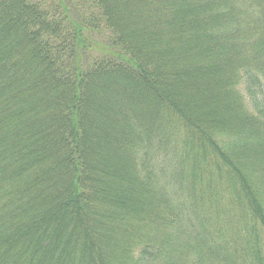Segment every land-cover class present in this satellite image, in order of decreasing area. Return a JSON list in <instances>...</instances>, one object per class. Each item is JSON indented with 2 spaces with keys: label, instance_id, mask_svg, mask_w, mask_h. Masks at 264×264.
Returning <instances> with one entry per match:
<instances>
[{
  "label": "trees",
  "instance_id": "trees-1",
  "mask_svg": "<svg viewBox=\"0 0 264 264\" xmlns=\"http://www.w3.org/2000/svg\"><path fill=\"white\" fill-rule=\"evenodd\" d=\"M0 264H264V0H0Z\"/></svg>",
  "mask_w": 264,
  "mask_h": 264
},
{
  "label": "rangeland",
  "instance_id": "rangeland-1",
  "mask_svg": "<svg viewBox=\"0 0 264 264\" xmlns=\"http://www.w3.org/2000/svg\"><path fill=\"white\" fill-rule=\"evenodd\" d=\"M131 9H132V7H131ZM84 12H85V10H84ZM101 84H102V91H110L111 90V83H109V82H101ZM136 88H138V86L136 87ZM157 88H159V87H157ZM160 89H162V90H165V91H167V92H165V93H167V94H170V91L171 90H169V89H167V88H165V86H161L160 87ZM178 91V94H179V92L181 93V97H180V95H175V94H173V95H171L170 97L173 99V100H175V101H177V103H179L178 101H180V99H183V97L184 96H182L183 95V93H184V89L181 87L180 89H178L177 90ZM138 92H140L141 94H143V95H145V98H143V100H141L142 102H144L145 103V105L149 108V107H152V105H153V99H152V97L150 98V97H148V96H150V92L147 90V89H145L144 87H142V85L141 84H139V88H138ZM147 96V97H146ZM186 97L187 96H185L184 97V100L186 99ZM145 100V101H144ZM212 108H213V110L215 109L214 107H211L210 106V108H208V112L209 113H211L212 114V116H214L215 115V112L212 110ZM148 112V111H147ZM149 112H152V111H149ZM214 112V113H213ZM211 114H209V115H211ZM148 118V115H145V119H147Z\"/></svg>",
  "mask_w": 264,
  "mask_h": 264
}]
</instances>
